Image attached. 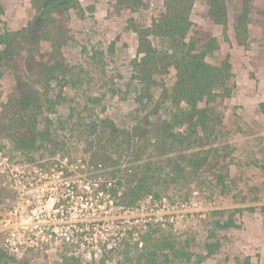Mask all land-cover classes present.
Here are the masks:
<instances>
[{
    "label": "rangeland",
    "instance_id": "obj_1",
    "mask_svg": "<svg viewBox=\"0 0 264 264\" xmlns=\"http://www.w3.org/2000/svg\"><path fill=\"white\" fill-rule=\"evenodd\" d=\"M75 1L76 8L64 0H0V34L21 32L14 37L12 49L22 47L18 55L7 53L6 57L12 56L11 61L0 71V119L2 105L17 94L20 80L35 79L34 63L51 65L59 57L65 65L81 68L79 76L87 74L82 88L64 89L67 101L60 110L61 123H98L109 119L128 129L137 123H148L146 128L153 131L171 122L174 110L168 102H162L161 90L153 88L148 96L130 81V61L135 56L137 36L128 29L129 20L136 25H148L162 11L163 0H140L134 11L119 6L116 0ZM263 9L264 0L250 1L244 46L237 44L233 32L241 10L240 0L226 2L225 31L209 20L202 0L194 1L190 14L189 36L215 38L218 43V49L207 55L206 61L218 65L227 59L230 63L226 83L230 95L208 105L212 109L213 133L202 141L203 147L193 139L188 144L176 143L173 152L162 156L159 162L165 167L168 158L180 159L191 149L207 151L211 147L227 166L223 189L212 174L201 172L175 186L169 185L161 204L146 200L137 208L116 215L111 202H107V193L96 192L108 177L87 168L85 149L76 134L61 133L63 150L55 158L34 157L28 162L14 151L0 129V217L38 231L37 246L19 257L7 255L0 246L7 256L6 264H65L62 255L78 257L80 264H116L124 260L127 264H145L144 259L135 263L141 247L139 244L136 248L135 243L137 234L148 223L157 230L156 237L168 240L188 257L168 254L164 259L158 254L155 264H264ZM42 32L49 40L31 46V41ZM112 42L113 52L109 53ZM83 49L103 53L97 66L91 64ZM173 74L170 71L161 78L166 87L173 83ZM179 131L185 133L184 128ZM152 153L149 148L145 155ZM36 160L44 165L53 162L58 171L40 172ZM59 197L68 199L64 206L57 205ZM228 218L236 228H215V222ZM66 219L75 231H79L77 222L89 224L86 239L92 245L86 248L81 244L66 250L60 239L66 231L60 225H65ZM53 223L55 226H51ZM120 228H128L134 238L129 240V247L123 248L121 254L116 252L111 259V253H101L99 239ZM216 243L219 248L208 255L205 245Z\"/></svg>",
    "mask_w": 264,
    "mask_h": 264
},
{
    "label": "trees",
    "instance_id": "obj_2",
    "mask_svg": "<svg viewBox=\"0 0 264 264\" xmlns=\"http://www.w3.org/2000/svg\"><path fill=\"white\" fill-rule=\"evenodd\" d=\"M64 1L68 6L72 4L73 7H78L75 0ZM116 1L119 6L131 11L141 4L140 0ZM194 1L163 0L162 11L152 17L148 25H136L132 20H129L128 25V29L137 36L135 56L130 61V81L139 85L141 91L148 96L153 88H159L162 102H168L174 110L171 122L163 123L161 128L153 131L146 128L148 123H144V126L137 123L128 129L118 127L109 119L100 120L98 123H79L78 120L73 121L74 123H61L60 110L67 101L64 89L82 88L87 74L79 76L81 68L67 66L61 58L56 57V61L51 65L34 63L37 67L35 79L20 80L17 94L9 97L2 105L0 129L4 138L12 144L14 151L27 158L28 162L34 157L42 156L53 159L63 150L61 133L76 134L85 149L87 168L108 177L107 183L96 189V192L107 193V202H111V210L114 209L116 215L137 208L146 200L152 204H161L169 185L175 186L182 179L201 172L212 174L216 183L223 189V172L227 170V166L223 161H219L217 151L211 147L207 151L191 149L192 151L182 155L180 159L168 158L165 160V167L159 162L162 156L173 152L176 143L188 144L193 139L199 147H203L202 141L213 133L210 117L212 109L208 105L219 97L230 95V89L226 85L230 77L229 61L225 59L218 65L206 61V56L218 49L216 39L189 36L190 14ZM202 1L207 6L209 20L222 26L225 31L227 0ZM250 1L240 0L241 10L233 27L235 40L240 46L247 42ZM262 16L264 19V9ZM20 34L21 32L0 34V71L11 61L12 56L6 57L8 52L9 55L20 53L21 46L12 49L14 37ZM44 34L40 33L38 38L32 40L31 46H38L40 40H49ZM113 46L112 42L109 45V53L113 52ZM53 52L57 54L56 48ZM83 52L94 66L103 58V53L97 49H91L90 52L83 49ZM29 62L33 63V60ZM170 71L174 73V81L170 87H166L161 78ZM200 104L204 106L201 107ZM69 116L72 120V115ZM182 128L185 130L184 134L179 131ZM149 148L153 153L146 157L145 153ZM38 161L36 160V166L40 172L58 171L55 163L44 165L38 164ZM107 184H110L108 188ZM67 200L60 198L57 205L64 206ZM65 222V225H60L61 229H66L60 239L66 250L73 246L77 248L81 244L86 248L89 244L92 245L86 239L90 231L86 226L89 224L79 221L75 224L79 231H75L69 227L71 223L67 219ZM51 226H55L54 223ZM152 227L148 223L137 234L135 245L137 248L141 244V247L135 263L144 259L147 261L145 264H155L158 254L164 259L168 258V254L188 258L168 240L156 237L157 230ZM236 227L231 218L222 223L215 222L216 229ZM118 230L99 239L100 248L103 250L101 253H111V259L116 252L121 254L123 248L129 247V240L134 238L128 228ZM96 246L98 247L97 244ZM205 248L210 255L219 245L206 244ZM94 254L95 252L92 253ZM61 260L65 264H80V260L75 256L62 255ZM6 263L7 256L0 247V264ZM116 264L127 263L124 260Z\"/></svg>",
    "mask_w": 264,
    "mask_h": 264
},
{
    "label": "built area",
    "instance_id": "obj_3",
    "mask_svg": "<svg viewBox=\"0 0 264 264\" xmlns=\"http://www.w3.org/2000/svg\"><path fill=\"white\" fill-rule=\"evenodd\" d=\"M37 234L38 231L33 232L22 222L12 224L10 218L0 217V246L11 257H19L25 251L34 249Z\"/></svg>",
    "mask_w": 264,
    "mask_h": 264
}]
</instances>
